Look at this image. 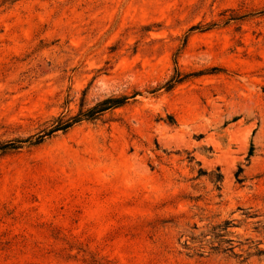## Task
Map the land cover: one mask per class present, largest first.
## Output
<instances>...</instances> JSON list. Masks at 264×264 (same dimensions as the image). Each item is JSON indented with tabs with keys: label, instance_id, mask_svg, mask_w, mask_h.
<instances>
[{
	"label": "rangeland",
	"instance_id": "rangeland-1",
	"mask_svg": "<svg viewBox=\"0 0 264 264\" xmlns=\"http://www.w3.org/2000/svg\"><path fill=\"white\" fill-rule=\"evenodd\" d=\"M16 141L0 264H264V0H0Z\"/></svg>",
	"mask_w": 264,
	"mask_h": 264
},
{
	"label": "trees",
	"instance_id": "trees-1",
	"mask_svg": "<svg viewBox=\"0 0 264 264\" xmlns=\"http://www.w3.org/2000/svg\"><path fill=\"white\" fill-rule=\"evenodd\" d=\"M175 83H177V81L174 82V84ZM174 84H171L169 88H172ZM126 103H127L126 97H109V98H106L104 100L97 102L93 107L86 110L85 112H82V110L79 111V113L72 118L65 119L64 117H61V118L55 119L46 128V130L44 131V134L42 136H39L34 143L40 144L43 141L44 137L51 136L57 132H66L71 127H73L74 125L82 121L94 120L96 117L100 116L102 113L108 110L123 107ZM21 142L22 141H16L12 143L9 142L5 144H0V152L5 153L7 151L17 150L20 148L19 144Z\"/></svg>",
	"mask_w": 264,
	"mask_h": 264
}]
</instances>
